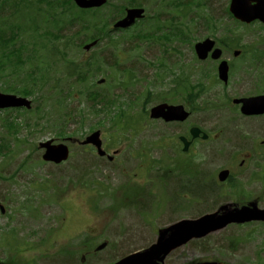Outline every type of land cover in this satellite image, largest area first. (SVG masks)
<instances>
[{"label":"rangeland","instance_id":"obj_1","mask_svg":"<svg viewBox=\"0 0 264 264\" xmlns=\"http://www.w3.org/2000/svg\"><path fill=\"white\" fill-rule=\"evenodd\" d=\"M17 1L22 2L19 5L24 10L23 20L37 12L49 16L48 3L31 0L25 5L24 1ZM138 1L146 8L147 15L153 14L165 27L160 30L151 27L150 31L146 28L143 37L134 38L129 36L131 32L142 30L145 23L139 21L130 32L115 31L109 25L116 40L123 35H127V39L114 48L109 38L104 37L97 46L85 50L83 46L89 41L80 20L70 23L63 18L61 24H67L62 33L72 37L67 41L70 45L65 49V56H58L50 63L52 70L59 75L66 74L67 78L62 77L56 92L50 81L36 92L34 98L29 97L34 102L30 109L0 113V140H6L11 149L18 150L13 158L0 156V173L5 178L0 174V264H6L3 261L13 254L17 261L12 259L9 264H22V260L33 264L30 257L38 264H55L61 259L62 264H84L81 254L87 258L85 264H113L149 247L157 241L159 229L177 219L198 217L227 203L241 204L240 199L232 196L235 193H226L235 189L216 181L218 170L223 167H232L235 182L250 192L252 198L260 197L261 202L256 201L264 208V184L261 179H252L264 159V149L260 146L256 149L257 142H264V118L242 116L241 110L229 100V96L259 92L249 78L250 71L247 68L244 71L249 58L246 57L241 66L237 65L238 70L234 71L228 86L217 84L201 97L185 123L152 122L142 109L160 102L183 103L185 99L181 94L170 95L167 91L176 89L175 80L185 87V73L190 75L191 83L210 84V79L202 77V70L209 73L215 65L209 61L201 63L194 54V46L196 41L211 35L210 28L203 23L206 16L221 22L224 3L207 0L210 4L201 14L195 8L203 0H176L174 3L160 0L169 7L167 15L157 17L154 9L157 7L164 13L165 8L156 6L152 0ZM109 2L112 5L103 7L101 14L111 21L121 15L120 7L130 0ZM14 9L9 0H0V16L10 17ZM190 9L196 22L191 21L192 27L188 28L186 18ZM86 18H92V14ZM182 19L184 24L178 25ZM223 21L231 24L229 20ZM12 24L11 21H0L6 35L19 31ZM48 29L54 31L48 34L52 43L63 41L55 34L56 29L49 26ZM20 33V39L24 38ZM41 34L42 28H39L37 35ZM224 34L221 30L216 36L219 38ZM237 36L241 37L237 49L249 50L248 47L256 46L257 42V48H264V42L256 34L243 28L236 30L231 39ZM101 60L104 61L103 68L86 71L87 80H80L77 73L70 74L67 69H58L64 63L67 67L71 62L91 61L95 64ZM192 60L193 64L188 67ZM159 62L164 64L162 70ZM241 62L242 59H238L233 64ZM7 71L10 69L2 74L0 69V91L4 93H9L7 84L12 83V76L6 74ZM101 78L106 81L98 84ZM90 91L108 96L113 104L106 105L102 101L98 105L90 99ZM147 92L152 96L148 97ZM58 99L63 100L60 107ZM146 99L149 101L144 102ZM213 100L217 104L224 101L226 106L212 108ZM121 110L126 113L120 117ZM6 120L15 123V137L4 127ZM188 123L198 125L212 135L211 140L196 143L190 155L199 171L195 166L187 165V155L174 151V144L180 147L175 137L187 131ZM97 129L102 132L105 150L113 156L112 160L99 156L96 150L84 149L80 144ZM68 134L73 136L70 138ZM17 139L20 141L16 142ZM48 139L70 145L68 161L60 165L47 163L41 159L43 150L32 152L39 142ZM247 151L255 153V158L246 168L237 171L235 157L242 154L246 158ZM30 155L31 160L24 165ZM123 197L124 201L128 200L126 206L121 201ZM252 198L243 202L255 200ZM134 201L138 203L135 207L132 206ZM1 205L6 208L5 212ZM37 207L42 213L40 217L33 210ZM105 241L107 247L94 252ZM90 250L93 252L88 254ZM208 259L229 264H264V222L230 225L204 238L194 239L174 250L165 264H195Z\"/></svg>","mask_w":264,"mask_h":264},{"label":"water","instance_id":"obj_2","mask_svg":"<svg viewBox=\"0 0 264 264\" xmlns=\"http://www.w3.org/2000/svg\"><path fill=\"white\" fill-rule=\"evenodd\" d=\"M82 8L98 7L105 3L106 0H74ZM231 10L234 14L244 20L250 22L254 17L252 15L259 14V9H252L249 7L245 0H233ZM144 9H129L127 16L116 24V27H128L135 22L137 18L143 17ZM96 42L86 46V49H90ZM214 42L210 39L205 40L202 43L196 45V50L200 58L205 59L208 53L212 50ZM220 56V51L216 50L213 53L214 58ZM220 77L227 81L228 79V68L226 63H222L219 68ZM104 82L100 80L99 83ZM264 97L250 98L243 100H236V102L242 101L244 103L245 110L251 111L254 105H259ZM31 102L26 98L17 97L15 95H6L0 92V108L3 107H18L27 106L30 107ZM264 110H257L255 112H262ZM153 117L163 116L171 120H184L188 116L183 111L181 106H168L159 105L152 109ZM199 128H194L192 133L194 137L199 136ZM207 138L205 134L203 136ZM85 143L96 144L101 150V140L99 139V132H95L87 138ZM186 144L185 150L188 148ZM42 147H46V153L44 159L52 160L55 162H61L68 158L69 150L66 145H52V141L41 144ZM228 175L227 171L220 174L221 179H225ZM264 220V210H259L257 207H243V208H231L223 207L220 212H216L211 215H206L198 220H182L178 223L168 227L164 232L161 233L158 243L153 245L149 250L132 255L117 264H159L158 261H162L165 256L175 247L180 246L190 239L196 237H203L210 232L222 229L231 222H245L249 220ZM104 246V245H103ZM101 246V247H103ZM199 264H222L217 262H205Z\"/></svg>","mask_w":264,"mask_h":264},{"label":"trees","instance_id":"obj_3","mask_svg":"<svg viewBox=\"0 0 264 264\" xmlns=\"http://www.w3.org/2000/svg\"><path fill=\"white\" fill-rule=\"evenodd\" d=\"M70 2L72 4V7H76V5L73 4V2L71 0H65V3ZM129 4V3H128ZM131 4H135L140 6L141 3H139L137 0H130V5ZM54 5V4H53ZM127 5H123L121 6V10H124V8ZM53 8V6H52ZM77 8V7H76ZM74 9V8H72ZM78 10L76 12H74V17L72 18V20H70L69 22H74L76 19H78V17H80L82 19V27L84 31H87V36L89 39H96L98 38V41L101 42L102 39H104L105 36H108L110 38V40H113V37L110 36V29H109V24L107 22H103V20L100 18L103 15L101 14V9H96L95 11L99 14H95V12H92L90 10H84V9H80L77 8ZM55 12H57V10L55 9ZM66 11H64L62 14L66 15ZM58 13H56L55 15H58ZM92 14V18L87 19L86 15H90ZM138 35L141 36V33H139ZM143 36V35H142ZM114 42V41H113ZM112 42V43H113ZM15 42H14V36L11 37H7L4 36L1 32H0V66L2 68V70H6V69H10V72H14V76L19 78L20 80V84L19 85H12V83L9 84V88L14 89L16 92L24 94V95H32L34 93L35 87L38 86L39 84H42L41 82L45 83L48 79V76H45V74L47 72H50V69L47 68L43 69L42 67H36L34 66V68H31L30 71H21V67H25V63H23V59H22V55H20V53H22V51H26L27 48L23 47L24 45H22V49L21 48H15ZM58 50H52L51 52L54 53ZM55 55V54H54ZM52 55V56H54ZM31 57L33 58V56L31 55ZM29 58V57H28ZM31 59V58H29ZM103 63L104 61L101 60L100 64L98 62H96V68L97 70H101V68H103ZM74 64V63H73ZM91 62H86L84 65H79V66H72V67H67L72 68V71L79 74L81 79H86V73H85V69L87 67V65H91ZM29 67V66H28ZM27 68V67H25ZM51 68V65H50ZM85 68V69H84ZM46 70V72L44 71ZM41 76V77H40ZM21 77H23L21 79ZM54 82H58V78H54L53 79ZM96 92H92V94H94ZM98 94H94V98L98 97ZM11 127H13L14 125L11 124Z\"/></svg>","mask_w":264,"mask_h":264},{"label":"flooded vegetation","instance_id":"obj_4","mask_svg":"<svg viewBox=\"0 0 264 264\" xmlns=\"http://www.w3.org/2000/svg\"><path fill=\"white\" fill-rule=\"evenodd\" d=\"M257 22H259V21H257ZM260 24H261V22H260ZM261 29L264 30V26L262 24H261Z\"/></svg>","mask_w":264,"mask_h":264}]
</instances>
